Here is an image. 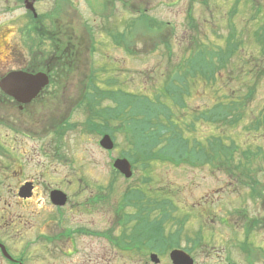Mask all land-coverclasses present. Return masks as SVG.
Here are the masks:
<instances>
[{
    "label": "flooded vegetation",
    "instance_id": "1",
    "mask_svg": "<svg viewBox=\"0 0 264 264\" xmlns=\"http://www.w3.org/2000/svg\"><path fill=\"white\" fill-rule=\"evenodd\" d=\"M102 1L105 7L100 15L106 18L117 13L116 3H121L124 12L131 11V16L141 12L139 15L144 18L155 7L142 0L132 6L131 0ZM96 3L97 0H0V17H7L11 25L7 34L10 37L0 36V80L12 71L45 72L49 76V83L27 103L0 89V206L3 204V209H9L0 218V264H30L38 257H70L79 251L78 240L98 233L95 223L87 217L95 212L96 193L79 177L80 170L72 167L73 173L59 175L56 170L43 166L40 160L35 168H27L39 151L53 163L65 159L61 154L64 134L77 128L76 122L66 120L82 96L80 81L74 80L77 46L91 50L99 45L92 25L83 20L87 17L85 11L97 13ZM49 18L57 19L60 25L52 35ZM154 18L159 24L167 23L161 28L170 27V22ZM123 25V29L112 35L113 42L128 46L126 31L133 25L128 21ZM147 29L150 28L147 26ZM110 30L107 27L103 32ZM55 71H59L57 76L53 74ZM72 81L78 83L70 85ZM68 87L71 89L66 90ZM16 93L23 94L19 90ZM53 107L60 115L51 111V116H46L47 109ZM66 107L70 109L63 115ZM258 125H251L253 142L264 139L262 130L255 131ZM46 133L52 137L40 138L48 141L42 148L25 144L31 139L25 135ZM234 141L243 150L242 160L250 161L253 168L217 170L229 178L218 187V199L227 198L232 206L219 208L215 218H210L209 206L204 208L203 228L208 232V240L203 241L201 249L190 251L195 264H202L200 257L205 261L203 264H264V169L260 163L264 161V154L260 153L263 149L243 147ZM57 191L65 194L64 204H58ZM84 192H88L87 197L82 196ZM102 197L99 196L100 201ZM5 215L9 218L7 223H4ZM110 232L99 233L110 241Z\"/></svg>",
    "mask_w": 264,
    "mask_h": 264
},
{
    "label": "rangeland",
    "instance_id": "2",
    "mask_svg": "<svg viewBox=\"0 0 264 264\" xmlns=\"http://www.w3.org/2000/svg\"><path fill=\"white\" fill-rule=\"evenodd\" d=\"M140 1L131 0L130 6L139 5ZM142 1L155 4L154 10L149 12V17H140L139 14L141 12L136 16H131V11L124 12L123 7H120L121 3H116L119 7L117 13L113 17L106 18V16L100 15V13L104 12L103 8L105 7V3L102 0H97L96 14H90L85 11L87 17L83 20L92 25L99 45H97V49L93 50L77 46L78 53L75 56L74 62V74L77 76L74 80L80 81L81 91H83L85 83L88 81V74L91 73L92 69L95 71L97 69L99 71L97 73L99 81L115 77L120 80L119 84L125 90L136 93L148 92L151 95L154 88L163 81L164 73L170 69L168 67V53L170 50H172L171 57L173 61L177 53L184 51L186 48H190L191 52H195L205 48L206 44L218 43L224 45V40L218 39L217 35L227 36L230 31V23L232 22L236 26L237 32L243 31L244 36L248 35L245 42H241L244 43L241 47H244L248 54L255 52L254 49L259 50L261 47L257 40H254L252 37L255 29L260 25V21L256 19L252 20L258 0H252L249 3L247 0ZM190 11L194 19H188ZM147 18L150 21H146ZM152 18L158 21L170 22V27L161 28V26H165L167 23L159 24ZM8 20L7 17H0V24L2 23L0 36L1 34L7 36L9 33L11 25ZM65 21L72 20L65 19ZM127 21L133 25L131 29L127 27L126 31L128 46L125 44L115 45L112 35H114L115 31L123 29V24H126ZM145 22L150 28L149 30ZM153 23L158 25V27L153 26ZM128 26L130 25L128 24ZM107 27H110L111 30L103 32ZM59 28L60 25L57 19L49 18V29L53 30L50 32V35L55 34ZM7 37L9 38L10 35ZM242 60L238 58V63L241 64ZM60 67L63 68L64 66ZM237 78L229 82V85H224L225 87L222 88L220 94H230L232 89H235L236 92L241 91L242 94L246 95L248 92L246 88L247 84L252 85L255 83L253 78L251 79L244 75H240ZM74 83L77 84L78 81H72L70 85ZM256 87L255 98L250 101V111L248 112L250 114L244 115L243 121H240L237 127L226 128L224 135L228 137L225 140L226 144H229L230 139H235L243 147H246L245 145L252 146L253 148L261 147L264 151V139L259 140V142H253L251 139L254 138L252 137L253 133H249L244 129V127L251 124V116L254 117L253 115H255L251 114V110L257 113V110L259 111L264 106V77L258 82ZM68 88L66 90L71 89ZM75 89H78V87ZM202 89L203 85H200L194 92L190 101L192 109H207L214 103L213 93L203 92ZM204 89L207 88L204 86ZM104 104H111L110 99L108 100V104L105 102ZM69 109L70 107H66V109L62 110L64 112L63 115H67ZM55 110V107L48 108L45 115L51 116L50 113L52 111V113L54 112V114L59 116L60 114ZM90 117H94V120H96L97 115L89 114L85 104L74 108L66 121L69 120L71 123L76 122L77 128L64 134L61 154L65 155V159L61 161L55 160L56 163H53L50 157L42 155L41 151H39L38 156L31 159L32 163L27 168L31 166L35 168V164L38 163L37 160H40L43 166L56 170V173L59 175L73 173V169L80 170L79 177L85 184H89L96 193L94 200L96 203L95 212L87 215V217L95 223L94 229L98 233L96 236L87 238L86 240H78L79 251L70 257H49L48 259L38 257L34 258L30 264H156L151 261L150 253L157 251H149L143 254L147 250V246L143 245L138 239L134 241L133 245L140 250L134 247L128 249L122 248L114 244V240L109 241L107 238L98 235L99 232L107 230H111L110 234L114 239L122 235L124 226L119 222V219L117 220L118 216L115 208L121 203L122 197L128 187L138 184L143 178L137 171L136 175L125 179L123 175L114 169L112 163L115 158L121 157L123 143L129 146L125 133L120 131L115 132L116 138L114 139L116 146L113 150L108 151L99 144L102 135H99L95 130L89 132L84 129L85 123ZM261 126L262 133L264 134V124H261ZM221 131L222 129L212 125H203L199 129L198 137L205 140L211 135H220ZM190 135L195 136L196 133ZM24 137L31 138L30 141L25 142L29 147L32 144L36 145V147L41 145L40 148H42L48 141H41L40 138L49 139L52 137V134L46 133L41 136L25 135ZM260 163L262 169H264V161ZM165 165L158 164L148 173V175L152 174L154 178L153 181L151 180V184L155 188H166L168 190L167 195L173 201V208L176 209L177 207L178 212L186 211L187 215L190 216V222L183 229V232L187 229L190 238H193L196 232L201 229V224L204 222L201 218H205L204 208L209 206L208 201H210L211 209L210 218H215L218 209L222 206H226L227 208L232 206L229 199H218V187L223 185L229 178L219 173L217 169H213L210 166L177 168ZM110 185L114 186V190L111 192L109 202L103 204L108 199L104 190ZM99 187L105 188L99 189ZM100 192L103 194V197L99 202L97 194ZM83 195L87 197L88 192H84ZM5 209H3L2 204L0 206V218L4 214V211L9 210L8 208ZM133 211L134 209L128 207L125 212L132 213ZM154 214L152 213L151 219H153ZM180 214L184 215V213ZM172 216L177 219L179 215L173 211ZM8 219V216H6L4 223H7ZM134 224L135 222L132 221L129 223V230ZM171 225L172 223L169 224L170 227ZM212 227L215 231L217 230L216 226ZM207 234L208 232L204 231V235L206 236L204 240L206 239V241L208 240ZM184 238L182 237V246L190 245L184 241ZM157 253L161 259V262L158 264H171L169 251L167 253ZM200 259L203 264L205 261L200 257L199 263Z\"/></svg>",
    "mask_w": 264,
    "mask_h": 264
},
{
    "label": "trees",
    "instance_id": "3",
    "mask_svg": "<svg viewBox=\"0 0 264 264\" xmlns=\"http://www.w3.org/2000/svg\"><path fill=\"white\" fill-rule=\"evenodd\" d=\"M255 19L260 21V25L252 37L261 45L259 50L254 49L255 52L248 54L241 47L244 44L241 42H245L248 35L244 36L243 31L237 32L232 22L228 35L221 37L224 45L206 44L205 48L195 52L186 48L178 52L173 61L170 50V69L151 95L127 91L116 78L99 81L98 70H91L90 82L80 104H85L88 113L97 115V118L90 117L85 127L98 134L110 133L114 138L115 132H124L129 146L123 143L122 156L133 163L143 178L140 186L128 187L115 208L117 220L124 226L119 238L111 237L117 246L128 249L135 246L133 243L137 239L150 249L164 245L179 246L181 237L187 236L183 229L190 217L185 212H178L177 207L173 208L166 188H155L151 184L154 178L148 173L158 164L177 168L210 166L217 170L239 169L237 164L243 165L234 156L240 146L233 140L226 144L228 137L224 130L234 127L244 119V115H249L250 101L255 97L258 82L264 77L263 0H258L252 20ZM238 58L243 59L241 64ZM58 73L55 71L53 74L57 76ZM240 75L255 80L254 84H247L246 95L241 91L235 94V89L225 96L218 94L224 85H229ZM200 85L214 92V103L209 109L196 110L190 106V100ZM109 99L111 104L105 105ZM250 120L264 124V106L260 114L255 119L251 116ZM204 124L222 129L221 134L200 139L199 129ZM192 133L196 135L191 136ZM128 207L134 211L125 212ZM156 211L158 213L151 219ZM173 211L179 215L177 219L172 216ZM131 221L135 224L129 230ZM199 241L198 237L192 243L196 245Z\"/></svg>",
    "mask_w": 264,
    "mask_h": 264
},
{
    "label": "water",
    "instance_id": "4",
    "mask_svg": "<svg viewBox=\"0 0 264 264\" xmlns=\"http://www.w3.org/2000/svg\"><path fill=\"white\" fill-rule=\"evenodd\" d=\"M48 83L49 77L47 73L39 72L37 74H30L23 71H12L1 79L0 88L7 94L13 95L17 101L27 103L31 101ZM17 90L23 92V94H17ZM100 145L105 149L110 150L114 148V141L109 134H106L100 140ZM113 165L126 177L132 176V165L126 158L116 159ZM56 200L58 204H64L66 202L65 194H62L61 191H57ZM170 256L174 264H194L191 256L184 250L175 249L171 252ZM151 258L154 262H159L157 254H152Z\"/></svg>",
    "mask_w": 264,
    "mask_h": 264
}]
</instances>
